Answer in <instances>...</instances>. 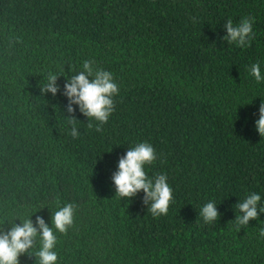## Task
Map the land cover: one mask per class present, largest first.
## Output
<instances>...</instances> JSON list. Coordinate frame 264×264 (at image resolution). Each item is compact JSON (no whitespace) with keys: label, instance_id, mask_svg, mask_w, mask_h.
<instances>
[{"label":"trees","instance_id":"trees-1","mask_svg":"<svg viewBox=\"0 0 264 264\" xmlns=\"http://www.w3.org/2000/svg\"><path fill=\"white\" fill-rule=\"evenodd\" d=\"M248 16L251 45L229 44L228 19ZM85 60L120 89L100 132L78 104L68 110L64 85ZM256 62L264 76V0H0V232L26 219L39 230L38 216L53 227L75 203L74 226L55 232L57 264H264ZM52 74L55 95L41 91ZM141 142L157 155L148 176L173 189L167 215L153 217L143 190L116 194L119 159ZM252 192L258 218L238 229ZM210 201L219 216L204 222ZM39 246L20 264H39Z\"/></svg>","mask_w":264,"mask_h":264},{"label":"clouds","instance_id":"clouds-1","mask_svg":"<svg viewBox=\"0 0 264 264\" xmlns=\"http://www.w3.org/2000/svg\"><path fill=\"white\" fill-rule=\"evenodd\" d=\"M254 17L248 16L233 24L228 19L225 27L227 35L224 39L229 44H235L240 47H248L254 39L253 32ZM94 60H85L83 63L84 71L78 75L69 78V82L64 85L65 95L70 100L68 110L73 108L71 104H78L80 110L88 117L94 118L99 123L96 124V131H102V125L107 123L109 116L114 111L115 101L113 99L119 93V87L114 81L113 74L103 68L95 70L93 73ZM94 74L93 79L89 76ZM250 74L257 82L264 80L261 75V65L259 62L250 66ZM56 75L48 76V83L41 89L42 92H51L55 95L58 91ZM69 123L75 124V119L69 120ZM88 127H93L92 123ZM256 129L261 136H264V101L259 108V119L256 121ZM71 136L76 138L80 133L75 127L71 129ZM157 159L155 149L150 143L141 142L131 147L124 156L119 159L118 171H116L112 180L116 188V194L119 197H133L137 192H145V203L152 201L148 210L153 217L167 215L169 206L173 202V189L167 181L165 174H156L149 177L145 171L146 165H151ZM261 196L252 192L247 195L243 202L237 204L239 213L237 214L236 226H246L250 219L258 218V202ZM215 202L206 203L200 210V216L204 222L215 221L219 213L216 210ZM78 205L67 203L56 210L52 217L53 227H49L42 217H37L36 223L39 230L33 225L31 219H26L22 224H13L11 229L6 232H0V264H20L19 257L22 253L28 252L34 246V240L39 236L40 246L35 255L39 258V264H57L58 255L55 251L57 244L56 231L67 234L68 229L74 226V215ZM259 211H264L261 207ZM259 235L264 238V227L259 230Z\"/></svg>","mask_w":264,"mask_h":264}]
</instances>
